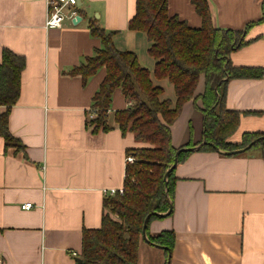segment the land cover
Segmentation results:
<instances>
[{"label": "crops", "instance_id": "1", "mask_svg": "<svg viewBox=\"0 0 264 264\" xmlns=\"http://www.w3.org/2000/svg\"><path fill=\"white\" fill-rule=\"evenodd\" d=\"M263 2L209 0L214 23L236 29L259 20ZM168 3L170 14L201 26L192 0ZM47 9L48 0H0V63L5 49L26 59L20 96L9 115L10 130L25 148L6 147L0 136V264H80L84 228L101 226L107 191L123 188L127 150L147 145L133 132L123 133L115 119L130 103L121 88L108 112L110 129L94 132L88 125L106 67L86 80L71 71L102 46L91 32L93 21L114 33L119 49L137 53L164 87V96L176 98L174 87L165 94L171 82L154 75L146 33L129 28L136 0H77L66 7L62 26L54 28L45 26ZM73 9L76 17L69 13ZM263 32L264 21L248 37ZM231 59L235 65L264 67V37L234 51ZM226 103L241 111L233 140L245 131L264 132V76L230 79ZM5 110L0 104V114ZM172 132L177 146L202 139V112L193 101L185 104ZM175 177L173 214L149 226L152 234L174 229L170 264H264V158L259 153L193 151L178 164ZM26 202L33 206L23 209ZM145 243L138 264H165L164 249Z\"/></svg>", "mask_w": 264, "mask_h": 264}, {"label": "trees", "instance_id": "2", "mask_svg": "<svg viewBox=\"0 0 264 264\" xmlns=\"http://www.w3.org/2000/svg\"><path fill=\"white\" fill-rule=\"evenodd\" d=\"M168 2L136 0L129 28L146 33L150 41L148 51L155 59L154 75L158 80L168 79L172 83L175 101L164 96V87L154 81L151 70L141 64L137 53L119 49L113 39L114 33L106 31L95 21L90 25L91 32L100 38L102 46L85 63L71 71L81 74L86 80L106 67V76L94 95L92 114L87 121L92 131L110 129L108 112L115 90L121 88L130 103L116 111L115 119L123 133L131 131L139 141L147 144L127 150V155H132L134 160L126 164L123 192L106 196L104 206L106 209L109 207V211L103 214L101 226L84 228L81 264H138L146 216L169 208L164 174L181 147L196 145L205 138L222 149L234 150L264 135V132L245 131L240 140H233L231 137L240 126L241 111L228 108L226 103L230 79L264 76L263 66L235 65L231 59L234 51L264 37V32L255 38L248 37L249 30L264 21V2L262 17L248 22L241 29L216 25L209 0H192L202 18L199 27L170 14ZM25 64L23 55L4 50L0 63V104L6 106V110L0 114V136L4 138L6 147L17 149H24L25 145L10 130L9 115L20 96ZM227 76L229 79H225ZM189 101H193L202 112V139L195 143L191 138L186 144L177 146L172 125ZM189 129L192 135L191 121ZM200 150L216 151L210 144ZM192 152L182 151L179 163ZM248 152H257L264 158V139L246 152L231 155ZM176 168L169 174V193L173 200L169 216L174 212ZM157 218L162 217L152 215L147 226L148 235L152 241L173 250L176 243L174 229L150 233V223ZM164 251L166 264L168 250Z\"/></svg>", "mask_w": 264, "mask_h": 264}, {"label": "water", "instance_id": "3", "mask_svg": "<svg viewBox=\"0 0 264 264\" xmlns=\"http://www.w3.org/2000/svg\"><path fill=\"white\" fill-rule=\"evenodd\" d=\"M225 79H229V76H227ZM262 139H264V135H261V136L257 137L256 139L252 140L249 144H247L244 147H241V148H238V149H234V150H226V149L220 148L219 146L215 145L213 142H210V141H208L207 139L204 138L198 144L193 145V146L181 147L176 152L174 162L167 168V170H166V172L164 174V180H165V185H166V196H167V199H168V202H169V208H168L167 211H164V212L153 211V212L148 213V215L146 216V218L144 220V225H143V237H144V239L148 243H150V244H152L154 246H158L160 248L168 250V259H167V263L166 264H170L171 263L172 250H171V248L169 246H165V245H162V244H159V243H156V242L152 241L150 239L149 235H148L147 226H148V223H149L152 215H159L161 217H167V216H169L171 214V212L173 210V200H172V198L170 196L169 186H168L169 174H170V172L173 169H175L178 166L180 153L182 151H186V150L197 151V150H200L204 145L210 144L216 149L217 152H219L221 154H224V155H231V154L242 153V152H246V151L250 150L258 141H260ZM77 260H78V262L80 264L83 262L82 258H78Z\"/></svg>", "mask_w": 264, "mask_h": 264}, {"label": "built area", "instance_id": "4", "mask_svg": "<svg viewBox=\"0 0 264 264\" xmlns=\"http://www.w3.org/2000/svg\"><path fill=\"white\" fill-rule=\"evenodd\" d=\"M77 0H48V9L46 15L45 26L47 28H54L62 26L64 19L66 17V7L68 5H76ZM70 15H77L76 10H70ZM134 160L132 155H129L127 161L132 162ZM116 192H123V188L112 189L107 191V194H115ZM33 206L31 202H26L22 204L23 209H30Z\"/></svg>", "mask_w": 264, "mask_h": 264}, {"label": "rangeland", "instance_id": "5", "mask_svg": "<svg viewBox=\"0 0 264 264\" xmlns=\"http://www.w3.org/2000/svg\"><path fill=\"white\" fill-rule=\"evenodd\" d=\"M263 23V22H262ZM261 24V23H260ZM255 27V26H254ZM254 27H252L250 30H249V34H250V32H251V30L254 28ZM171 89H172V91H173V86H172V84L170 83V84H168V88H166V90H165V94L166 95H170L171 94ZM107 210L109 211V207L107 208ZM115 216V215H114ZM146 243H145V245L148 247H156L157 249L159 248V249H163V248H160V247H158V246H154V245H152V244H150V243H148L145 239H143ZM140 253H141V251H139V259H140Z\"/></svg>", "mask_w": 264, "mask_h": 264}]
</instances>
